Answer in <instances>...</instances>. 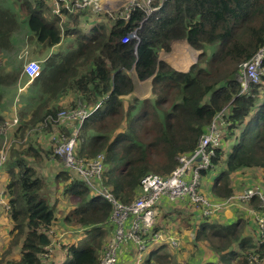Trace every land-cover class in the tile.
Instances as JSON below:
<instances>
[{"label": "trees", "instance_id": "trees-1", "mask_svg": "<svg viewBox=\"0 0 264 264\" xmlns=\"http://www.w3.org/2000/svg\"><path fill=\"white\" fill-rule=\"evenodd\" d=\"M5 3L0 0V54L12 48L15 32L27 21L28 39L42 57H36L40 71L31 80L36 90L30 92V111L19 110L18 123L7 134V158L0 171L9 177L4 191L11 228L0 264H42L41 255L50 244L48 230L57 219L56 205L49 201L44 178L34 165L48 157L61 159L53 145L45 147L32 138L51 130L57 112L76 107L78 101L99 106L80 128L76 155L87 159L104 152L102 182L123 203L137 195L145 175H168L177 166L178 155L194 150L219 111H224L227 121L223 143L212 158L213 169L201 172L202 178L217 172L209 199L231 197L240 175L245 183L255 173L251 186L264 190V77L244 93L237 79L241 64L264 45V0H153L157 9L149 16L140 8L127 20L101 15L112 22L111 27L98 21L90 37L77 33L75 46L63 52H50L60 43L62 29L56 19L47 20L43 10L49 7L44 0ZM64 13L68 19L60 22L63 26L77 24L75 12ZM132 31L139 38L123 43L122 37ZM178 40L199 51L186 71L159 58L160 51H170ZM15 64L7 72L0 63V106L4 90L21 73L26 76L24 68ZM136 80L151 82L148 97L128 98ZM66 94L72 96L68 106L51 103ZM4 116L0 112V125ZM65 128L63 134L68 135ZM0 141L1 149L2 137ZM57 179L63 195L74 201L71 209L62 210V224L82 231L78 240L65 244L70 260L63 264H99L110 238L112 205L102 195H93L70 169L61 171ZM178 202L194 218V226L186 221L180 225L189 229L192 247L202 246L215 255L203 264H247L254 253L264 257V238L243 216L226 224L217 222L215 215L202 216L185 201ZM247 205L264 209L257 196ZM175 250L169 241L151 245L142 264H190L177 259Z\"/></svg>", "mask_w": 264, "mask_h": 264}, {"label": "built area", "instance_id": "built-area-1", "mask_svg": "<svg viewBox=\"0 0 264 264\" xmlns=\"http://www.w3.org/2000/svg\"><path fill=\"white\" fill-rule=\"evenodd\" d=\"M49 1L53 13L57 15L63 12L74 13L78 10H90L94 14L108 13L102 3V0H45ZM153 0H129L124 6L123 11L116 13V17L128 19L132 11L136 8L142 9L147 16L156 9L152 5ZM125 7H128L125 10ZM115 13V12H114ZM138 38L134 31L131 35L122 37V42L126 43L129 38ZM25 74L33 80L40 71V62L31 59L25 67ZM264 77V45L261 46L253 56L242 63L238 72L237 79L240 83V92L250 90L252 84H257ZM99 106L89 107L85 103H79L76 107L61 109L57 112L52 122L61 125L69 130L68 135L61 134L63 141H56L53 152L63 160L65 168L72 170L79 176L93 195L100 194L112 205L110 214L111 235L104 245L99 264H117V256L124 241H130L133 244L136 253V263L142 264L143 254L151 245H157L162 241H169L172 245L176 244L173 236L167 235L161 230H156V219L158 204L162 197H167L170 201H185L187 205L199 210L204 217H210L223 209L221 203L211 201L201 191L202 175L204 170H212V158L216 150L223 143V132L227 125L224 111H219L199 136L197 146L193 151L178 155L177 166L166 176L150 173L140 180V186L137 195L129 203H123L116 199L109 189L103 184V172L105 170V154L97 153L94 157L84 159L78 157L75 152L77 135L80 133L82 124L91 113ZM51 118H48L50 121ZM18 123L16 117L5 121L0 125V137L6 136L8 130ZM0 149V169L6 158V148L9 142ZM254 196L260 200V206L264 207V190L259 185H252L244 188L236 196L232 195L228 200L248 202ZM0 204H3L8 210L9 206L0 193ZM259 234L264 235V216L257 217ZM113 230V232H112ZM50 244L45 247V252L41 255L43 258L51 253L53 246H63L67 252V246L63 244L62 239H54V230L52 227L48 230ZM263 241V240H261ZM264 257L259 259V255L254 253L250 256L247 264H262Z\"/></svg>", "mask_w": 264, "mask_h": 264}, {"label": "crops", "instance_id": "crops-1", "mask_svg": "<svg viewBox=\"0 0 264 264\" xmlns=\"http://www.w3.org/2000/svg\"><path fill=\"white\" fill-rule=\"evenodd\" d=\"M128 1L129 0H103V3H104L105 8L110 11H113L112 9H115L114 11L115 13L113 15L111 13V17L115 19L116 11L122 5L128 3ZM74 18L77 19L76 20L77 21L76 26L78 27V29H76L77 32L75 30H72L71 28H66L65 24L64 26L61 23L58 24V26L63 30L61 31L62 39L60 43L64 40L66 36H72L71 37L72 39L70 37L68 39L71 40L73 43V46H75L78 34L83 35L85 37L84 39H87L93 33L94 27L98 24V21L99 22L102 21V23L105 24L107 28L111 27L112 25L111 21H108L106 19L100 20L99 18L96 17L95 14L91 13L89 10H82V11L76 12ZM69 24L71 23L69 22ZM71 25H68V27H71ZM72 31H74V33H72ZM82 41L85 42V40H82ZM178 43H184L185 45L189 46L188 43H186V41L184 40L174 41L171 44L170 51H160L159 52V58L165 60L167 63H169L172 67H174L177 70L186 71L188 70L189 66L196 60V57L199 54V51L189 46L191 50L196 52V54H194V52H189L187 49H185L184 52H182V54L179 55V57L180 56L181 57L176 59L177 53L180 51V50L177 51L176 50L177 48H175ZM30 45L32 48L34 47L33 44H30ZM172 53H173V56H168L167 58H164L166 55H170ZM139 82L145 83V84H140L142 88L144 87V91L142 92V95L139 96V98L148 97L150 94L149 81L136 80L133 93L136 92L137 84ZM16 108H18V104H9L7 107L0 106V109H1L0 112L3 115L5 113V116H4L5 119H9V118H6V113L15 111ZM53 159H54L53 157L45 158V160L43 159L39 164L36 163L34 167L37 170L38 174H40V176L44 178L46 187L47 185L50 186V191H46V194L51 197V194L49 193L53 192V194L55 195V199H56L55 215L57 219L54 221L51 227L54 230V236H55L54 239H62L63 244L65 246L66 243L78 240L80 238L79 234L82 231L80 230L74 231L75 229H78V228L73 227L71 224L64 225L62 224V221H61L62 219L61 220L59 219V215H58L59 211L62 212V210H67L68 208L69 209L72 208V202H71L72 198H68L63 195L62 183L57 179V175L61 171L66 169L63 163V160L57 161ZM215 175H216L215 173L212 175L209 172L203 177L202 183L205 185V187H207L206 194L208 196L211 194V186H212V182H213ZM240 176L235 181V191L233 192L234 196H236L237 193L241 192L244 188L251 186V184L254 183L253 181L256 178L255 173L253 175L247 176V178L244 180L245 186H243L244 184H241L243 181L241 180ZM8 178L9 177L4 171H0V193H1V196L5 199L6 204H8V198L4 191V185L8 182L9 180ZM60 198L63 199V202L61 204L58 203ZM211 201L221 203L223 206V209L217 214H215L214 216V219L217 222H225L226 224L231 223L236 220L238 215H241L247 219L248 226L251 229H253L257 233L259 232L257 217L264 216V209L257 210L254 207H249L247 203H242L236 200L227 201V199L221 200V199L215 198L214 200H211ZM183 206L184 205L181 204L180 202L178 203L177 201L172 202L167 197H162V199L160 200L158 204V212L156 216L157 217L156 228L163 232H166L167 235L173 236L177 241L176 244L172 243V247L176 249L174 251V254L177 259L178 257L180 258V257L187 256L188 253L190 252V248L192 247L191 241H190L189 229L187 228V226H183L180 228V225L184 223V221H186V223H188V225L192 227V225L194 226V223H192L194 221V218H193V215L187 212L186 208ZM10 228H11V222L8 216V210H6L3 204H0V253L4 250L7 242L10 239V234H8V232H10ZM180 248L184 249V252L178 251V249ZM191 251H193V249ZM171 253H172V250H171ZM202 254L208 257L206 260H208L209 258L211 260L215 259V255H211L210 253H207L201 250L200 248L192 256L187 257L188 262L190 264H203L205 259L201 258V256H203ZM66 255H67V252L65 248H63V246H53L51 253H49L47 257L43 258L42 264H63L65 263V260L67 258ZM199 255H200V259H199ZM129 263L137 264L136 263V253H135L134 247L131 242L127 241L126 243L122 244L119 250V253L117 256V264H129ZM262 264H264V261L262 262Z\"/></svg>", "mask_w": 264, "mask_h": 264}, {"label": "rangeland", "instance_id": "rangeland-1", "mask_svg": "<svg viewBox=\"0 0 264 264\" xmlns=\"http://www.w3.org/2000/svg\"><path fill=\"white\" fill-rule=\"evenodd\" d=\"M44 2H46V5L49 7L48 9L43 10L44 13H46L47 20H50L51 21V20L56 19V23L55 24H59L61 21L68 19V15H66V13H64V12L61 15L54 14L53 11H52L53 8H52L50 2L49 1H45V0H44ZM102 3H103V0H102ZM5 4H10L11 5L12 4V0H6V3ZM124 6H126V4L122 5L116 11V13H119V11H123L124 10ZM127 8L128 7H125V10H127ZM156 9H157V7H156ZM106 10L107 11H110L108 9H106ZM112 10L113 11L111 13L113 15L115 9H112ZM78 11H82V10H78ZM78 11H76V12H78ZM90 12L93 13L92 11H90ZM105 13H99V14L96 15V17L101 20L102 19L101 18L102 17L101 15H104ZM106 14L111 17V15H109L108 13H106ZM54 15L57 16V18ZM124 20H127V19H124ZM71 29L72 30H76V29H78V27L76 25H74V26L71 27ZM61 31H63V30H60V32ZM129 34L133 35L134 34V31L130 32ZM28 35H29V28H28V22L26 21V23L23 22L21 24V26H20V29L15 32L14 38H13L14 41H13L12 48H10V50L5 51V52H3V53L0 54V63L2 64V68L4 69V71L10 72L12 70L11 64L14 63V61L16 63L15 64L16 66L22 67V68L25 69V67H26V65H27V63H28L29 60H31V59L40 60L41 59L42 55L41 54H38L31 47V45H30L31 43H30V41L28 39L30 37ZM69 37L71 38L72 36H66L61 43H58L57 45H55L54 47H52L51 50H50V52L51 51H61V52H63V51H66L69 48H73L72 47L73 46V43H72L71 40L68 39ZM137 37H138V35H137ZM175 48H177L176 49L177 51L180 50L177 53L176 59H178V58L181 57V56L179 57V55H181L182 52H184L185 49H187L189 52H194V54H196L195 51L191 50V48L189 46L185 45L184 43H178ZM168 56H173V53L170 54V55H166L164 58H167ZM36 57H39L40 59H38ZM140 84H145V83L139 82L137 84V90H136V92L133 93V94H131V95H129L128 96L129 99H132L133 97H138L139 98V96L142 95V92L144 91V87L142 88V86ZM149 84H151V82H149ZM148 88H149V86H148ZM10 89H12V91ZM32 90L35 91L36 90V87H34L31 84V80L28 77H26L25 75H23L22 73L19 75L18 79L15 81L14 84L10 85L8 88H6L4 90L5 91V96H4V99L2 100L1 106L7 107L9 104H18V108H16L15 111H11L10 113L9 112L6 113V118H9V119H5V121L11 120L14 117H16L18 119L19 110L25 109L27 111H30V110H28L29 109V105L28 104L30 102L32 103V99H31V96H30V94H31L30 92ZM150 90H151V85H150ZM70 97H72V96L66 94V95L61 96L59 100H52L51 103L52 104H55V105H60L62 107H66V106H68V102H69ZM139 99H143V98H139ZM79 103H82V102H79L78 101L77 104H79ZM27 117H28V115H25V118H27ZM64 128L61 125H54V126H52L51 130H49L48 132L40 133L38 136L36 134H33L34 137L32 139H37L38 141L42 142L44 144V145L43 144L42 145L45 146V147H52V145L54 147V145H56V141H63L64 140V138L61 137V134L63 133ZM7 137H9V135L8 136L7 135L6 136H3V140H4L3 146L8 143V138ZM32 139H31V141H32ZM0 145H1V141H0ZM215 174L217 175V172H215ZM202 181H203V178H202ZM253 182H255V180ZM241 184H244V183H241ZM243 186H245V184ZM45 190L46 191H50V186L47 185V187H46ZM206 190H207V187H205V185L202 183L201 184V191L206 196H208L206 194ZM49 194H51V197L48 196L49 201L50 202H56L55 195L53 194V192H50ZM62 202H63V199L60 198V200H59L58 203L61 204ZM71 202H73V199H71ZM242 203H246V202H242ZM58 215H59V219L61 220L62 219V216L64 214L62 212H59ZM112 232H113V230H112ZM8 234H9V232H8ZM108 235L109 236L111 235V227H109ZM126 242H127V240L124 241L123 243H126ZM200 248H201V250L207 252V250H205V248H203L202 246H200L198 248H192L191 247L190 248V252L188 253V255L187 256H184V257H180V258L188 261L187 257L192 256ZM192 249H193V251H191ZM178 251L184 252V249H181L180 248V249H178ZM100 253H98L99 256H100ZM143 256H144V260H145V258H146V252L143 254ZM201 258L202 259H207L208 257H206V255H203V256H201ZM199 259H200V255H199ZM69 260H70V258H69V256H67V258L65 260V263H67ZM129 264H131V263H129Z\"/></svg>", "mask_w": 264, "mask_h": 264}, {"label": "bare ground", "instance_id": "bare-ground-1", "mask_svg": "<svg viewBox=\"0 0 264 264\" xmlns=\"http://www.w3.org/2000/svg\"><path fill=\"white\" fill-rule=\"evenodd\" d=\"M249 60V59H248ZM246 62V61H245ZM264 237L262 236V239H263ZM175 239V238H174ZM175 241H176V239H175ZM176 243H177V241H176Z\"/></svg>", "mask_w": 264, "mask_h": 264}]
</instances>
